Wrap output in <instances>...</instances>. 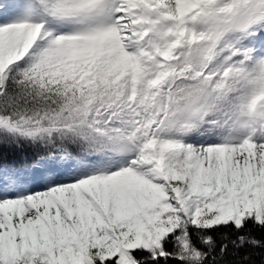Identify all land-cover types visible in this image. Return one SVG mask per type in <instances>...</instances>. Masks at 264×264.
<instances>
[{
	"label": "snow or ice",
	"instance_id": "6c2138e0",
	"mask_svg": "<svg viewBox=\"0 0 264 264\" xmlns=\"http://www.w3.org/2000/svg\"><path fill=\"white\" fill-rule=\"evenodd\" d=\"M0 264H264V0H0Z\"/></svg>",
	"mask_w": 264,
	"mask_h": 264
},
{
	"label": "trees",
	"instance_id": "16d2710c",
	"mask_svg": "<svg viewBox=\"0 0 264 264\" xmlns=\"http://www.w3.org/2000/svg\"><path fill=\"white\" fill-rule=\"evenodd\" d=\"M259 235V234H258Z\"/></svg>",
	"mask_w": 264,
	"mask_h": 264
}]
</instances>
